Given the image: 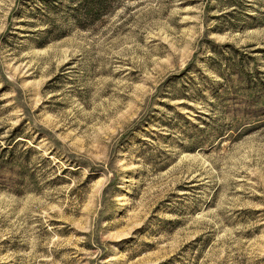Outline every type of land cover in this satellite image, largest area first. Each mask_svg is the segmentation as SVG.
I'll list each match as a JSON object with an SVG mask.
<instances>
[{
  "label": "rangeland",
  "instance_id": "obj_1",
  "mask_svg": "<svg viewBox=\"0 0 264 264\" xmlns=\"http://www.w3.org/2000/svg\"><path fill=\"white\" fill-rule=\"evenodd\" d=\"M82 1L0 0V264H264V0Z\"/></svg>",
  "mask_w": 264,
  "mask_h": 264
},
{
  "label": "trees",
  "instance_id": "obj_2",
  "mask_svg": "<svg viewBox=\"0 0 264 264\" xmlns=\"http://www.w3.org/2000/svg\"><path fill=\"white\" fill-rule=\"evenodd\" d=\"M114 0H83L82 5L83 8H85V11L88 12V15L92 16L93 14H96L97 11L106 6L109 7V4L112 3ZM90 11H93L92 14Z\"/></svg>",
  "mask_w": 264,
  "mask_h": 264
}]
</instances>
